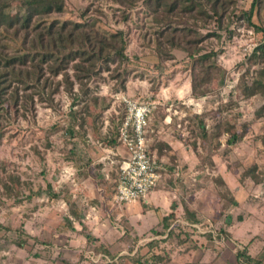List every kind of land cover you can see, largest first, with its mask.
<instances>
[{
	"label": "rangeland",
	"instance_id": "1",
	"mask_svg": "<svg viewBox=\"0 0 264 264\" xmlns=\"http://www.w3.org/2000/svg\"><path fill=\"white\" fill-rule=\"evenodd\" d=\"M250 3L237 0L221 30L213 22L198 24L197 32L221 38L195 46L201 54L217 52L218 68L196 92L199 67L193 73L186 52L157 44L161 25L142 0L125 6L66 0L64 12L50 16L80 22L86 11L96 28L123 30L127 60L81 90L74 84L71 94L62 76L51 79L60 86L51 101L40 93L33 101L18 98L17 105L5 99L0 264H241L239 251L264 255V91L248 95L262 67L251 52L264 38L239 19ZM258 19L264 28V8ZM196 50L189 53L197 56ZM68 74L73 81L70 69ZM122 79L124 93L155 104L147 144L161 180L143 198L117 204L113 194L124 153L116 127L124 108L115 95L123 93ZM231 135L237 137L233 145ZM68 196L82 218L74 233L65 229L75 217ZM170 214L165 230L160 217Z\"/></svg>",
	"mask_w": 264,
	"mask_h": 264
},
{
	"label": "trees",
	"instance_id": "2",
	"mask_svg": "<svg viewBox=\"0 0 264 264\" xmlns=\"http://www.w3.org/2000/svg\"><path fill=\"white\" fill-rule=\"evenodd\" d=\"M111 1L116 5L125 6L133 5L140 0ZM142 2L148 7L155 23L161 25V30L156 32L157 44L159 46L166 44L171 49L177 48L186 52L191 59L193 73L195 68L199 67L198 75H194V79L199 83L193 82L194 92L199 91L204 84L210 82L211 75L217 68L215 64L217 52L209 51L201 54V49L196 50L195 46L208 38L220 39L221 36L216 32L205 34L197 32L198 24L205 27L213 22L221 30L230 16V9L236 5L237 0H142ZM16 3L20 5L18 11L13 9ZM263 8L264 0H251L249 9L241 11L239 19L245 21L248 27L262 34L264 38V28L258 24V17ZM65 9L66 0H0V111H3L4 103L5 106L8 104L5 102L6 98L13 99L14 104L17 105L18 98L25 102L33 101V94L38 96L40 93L51 101L60 87L56 84L53 86L51 79L59 75L62 76L64 89L71 94L74 84H77L81 90L83 84L93 77L105 71L110 72L111 65H119L127 60L125 54L127 35L123 30L106 31L96 28L94 21L87 18L86 11L80 15V22L50 18L53 14L63 13ZM185 17L190 18L192 22L188 24ZM126 20L127 16H123V21ZM179 23L187 26L179 27ZM190 35L197 38L192 39ZM8 41L13 42V46ZM190 49L196 50L198 55L189 53ZM250 58L254 60L253 63L262 66L256 71L257 77L252 81L256 88L248 90V95H253L264 91L262 82L264 81V41L253 48ZM69 69L72 71L73 81L68 74ZM118 77L119 75H116L114 78ZM124 83L125 80L122 79L120 82L122 92L125 91ZM20 91H22L21 95ZM69 113L73 111L70 110ZM151 114L148 117V125ZM121 120L122 118L119 119L116 127V141ZM201 124L200 122V126ZM116 141H113L112 147L115 146ZM236 141L237 137L231 135L228 144L233 145ZM159 171L161 173V169ZM104 197H107L106 194ZM68 203L70 209L75 211L74 218L79 219V209L76 205L72 206L69 196ZM188 216L193 218L194 214L189 213ZM171 218L173 214L169 217H160L165 230L169 228L165 223ZM65 229L74 231L73 221L68 220ZM212 233L210 232L215 237ZM224 236H221V239H225ZM237 258L241 260V264H263L264 255L251 257L242 250L237 252Z\"/></svg>",
	"mask_w": 264,
	"mask_h": 264
},
{
	"label": "built area",
	"instance_id": "3",
	"mask_svg": "<svg viewBox=\"0 0 264 264\" xmlns=\"http://www.w3.org/2000/svg\"><path fill=\"white\" fill-rule=\"evenodd\" d=\"M115 96L124 108L117 142L125 152L116 175L113 198L117 204H123L143 198L155 189L161 180V173L157 161L150 155L146 137L148 117L155 104L139 102L124 93ZM101 257L106 256L100 254L98 258Z\"/></svg>",
	"mask_w": 264,
	"mask_h": 264
},
{
	"label": "crops",
	"instance_id": "4",
	"mask_svg": "<svg viewBox=\"0 0 264 264\" xmlns=\"http://www.w3.org/2000/svg\"><path fill=\"white\" fill-rule=\"evenodd\" d=\"M124 93V92H123ZM132 93H134V92H132ZM124 94H126V95H128L127 93H124ZM128 96H130V95H128ZM132 97V96H131ZM121 148V147H120ZM121 150H122V152L124 153L125 151H124V149L123 148H121ZM71 174L70 175H73V173L72 172H70ZM131 208V207H130ZM100 209V208H99ZM82 218H81V215L79 216V219H76V218H73V220H71V221H73V227H74V231H72L73 233L74 232H76L77 231V228H76V226L74 225L77 221H79L80 222V224H81V220ZM138 223V222H137ZM147 226V225H146ZM144 227V228H147V227Z\"/></svg>",
	"mask_w": 264,
	"mask_h": 264
}]
</instances>
